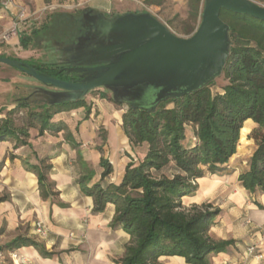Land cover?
Wrapping results in <instances>:
<instances>
[{
	"label": "trees",
	"instance_id": "16d2710c",
	"mask_svg": "<svg viewBox=\"0 0 264 264\" xmlns=\"http://www.w3.org/2000/svg\"><path fill=\"white\" fill-rule=\"evenodd\" d=\"M203 2L188 0L189 15L195 21L201 18ZM219 17L228 28L230 40L221 70L227 82L220 91L213 92V81H209L194 91L160 102L153 111L117 102L123 109L121 129L131 148L144 147L143 156L126 165L118 183L105 181L113 166L103 155L102 144L96 147L101 154L100 177L91 182L94 170L79 150L81 143L64 122L52 119L58 112L79 107L85 109L83 119L88 118L90 108L83 98L37 107L20 102L0 117V140L13 139L15 147L27 144L31 128H37L38 135L64 131L65 141L76 150L74 164L80 191L92 198L94 212H102L108 203L112 204L111 226L122 228L130 236L116 264H160L158 258L163 255L181 256L188 264H210V254L223 252L233 244L234 240H214L209 234L219 208L210 202L185 206L182 200L195 193L197 179L224 171L239 146L247 142L253 145V151L238 181L250 193L264 192V20L227 8H220ZM48 22L46 19L29 35L22 36L21 45L27 47L33 36L46 33ZM66 28L65 34H75L79 24L71 21ZM23 62L41 74L77 81L63 66ZM100 95L105 98L104 93ZM21 109L26 112L19 115ZM188 125L193 127L195 140L186 144ZM26 166L37 176L41 197L56 194L48 180L51 165L46 158ZM5 199V195L0 196V201ZM26 244L43 256L52 254L41 243L22 236L6 243L2 250Z\"/></svg>",
	"mask_w": 264,
	"mask_h": 264
},
{
	"label": "crops",
	"instance_id": "0c3cea01",
	"mask_svg": "<svg viewBox=\"0 0 264 264\" xmlns=\"http://www.w3.org/2000/svg\"><path fill=\"white\" fill-rule=\"evenodd\" d=\"M21 1L31 15L45 6L59 5L60 0ZM70 1L74 0H63L65 5H70ZM73 6L80 8L73 13H52L49 16V28L46 30L49 33H39L30 40V45L39 41L42 47L43 42L48 41L64 48V53H53L54 60L46 63L60 66L73 63L75 67L83 64L95 65L99 57L95 53L102 47V43L107 42L108 45L113 40V35H104L101 32L105 24L114 23L128 15L141 16L150 14V11L157 14L161 7L160 4L150 3L147 10L128 9V12L114 15L113 12L118 10L116 0H76ZM71 21L79 24V31L67 35V23ZM7 23L6 20L0 21V27ZM53 27L57 28L59 33L52 37L50 32ZM26 35L27 32H23L15 38L11 37L6 44L21 45L20 38ZM13 58L37 62L31 57ZM16 70L14 72H21L18 74H26ZM101 71V68L96 67L89 72L93 74L90 78L76 82L89 80ZM13 85L7 76H0V117H4L20 102L37 107L44 103L80 99L86 94L73 95L52 85H38L32 82H26L22 91L16 92ZM92 100L99 111L96 117L89 114L88 118L83 119L85 109L79 107L58 112L52 119L55 122H64L75 139L81 143L79 150L94 170L91 182L100 177L101 154L96 147L102 144V153L113 166V172L105 181L118 183L126 165L143 156L144 147L131 148L121 129L123 111L120 106H115L105 98ZM25 112V109H21L19 115ZM97 120H101L104 125V141L97 136ZM192 131L193 127L188 125L186 144L195 140ZM252 151L253 148L249 157ZM75 157L76 150L65 141L64 131H45L38 135V129L31 128L27 144L16 147L13 139L0 140V196H6L5 200L0 201V249L15 237L22 236L41 243L52 253L50 256H43L29 244L14 249L30 264H116V260L124 255L130 236L122 228L111 226L114 213L112 204L108 203L102 212L92 210V198L83 194L76 183L78 171L74 164ZM42 158H46L47 163L51 165L48 180L56 192L47 198L41 197L37 176L26 166L37 165ZM246 168L247 165L236 168L231 173L205 174L197 179L196 193L183 197L185 206L210 202L219 208L220 212L209 234L214 240H234L225 251L210 254V264H264V255L256 257L262 253L264 247L261 236L264 232V192L250 193L240 185L238 175ZM37 220L47 227V236L44 239H38L33 233V225ZM253 246L254 250L250 252L249 248ZM5 258H8L7 254ZM158 261L160 264H188L183 257L176 255H163Z\"/></svg>",
	"mask_w": 264,
	"mask_h": 264
},
{
	"label": "rangeland",
	"instance_id": "374dc122",
	"mask_svg": "<svg viewBox=\"0 0 264 264\" xmlns=\"http://www.w3.org/2000/svg\"><path fill=\"white\" fill-rule=\"evenodd\" d=\"M16 1L26 9L25 4L21 0ZM75 1L76 0L73 2L70 1V5H65L66 2L60 0L58 2L59 5L45 6L39 9L35 14L30 15V12H27L29 15V21H32L33 25L25 32L29 35L33 27H38L43 21L46 19L48 20L52 13L58 11H68L73 13L78 11L80 6H73L75 5ZM252 1L260 6H264V0ZM150 3L161 5L157 14L151 13V11L150 14L147 13V15H150V19L147 16L146 19L129 17L118 21L112 26L107 25L101 30L104 35H113V40L108 45L107 42L102 43V47L95 53L99 56L96 59L97 63L95 65L83 64L79 67H75V64L67 63L63 66V68H66L65 72L70 74V76L74 75L77 80L90 78V76L93 75L92 73H89L91 70L109 64L114 60L117 54H120L123 50L132 48L141 42L157 41L158 39L162 40L164 38H170L172 35L188 37L193 33L199 23V18L195 21L189 15L188 0H116L118 10H115L113 14H123L128 12V9L147 10L149 9ZM3 20H6L8 23L7 25L0 27V54H5L4 56L9 58L16 56L23 58L31 57L37 62H47L54 60L53 53H58L59 51L64 53V48H62V46L56 45L55 42L52 44V42L50 43L48 41L43 42L42 47L39 45V41L34 45L28 44L26 49H23L21 45L9 46L6 44V41H9L11 37L15 38L18 34H13L12 32L14 27L13 16L9 11L0 6V21ZM192 28L193 31L189 32ZM47 33H49V31ZM50 33H52V37L53 35L57 36L59 30L57 28L52 29ZM40 39L41 38H39V40ZM229 46L230 40L227 33L224 43L217 50L206 54L202 60H196L188 66L177 65L170 67L165 73L158 75L157 77H142L130 84H113L112 86L97 87L86 92L83 99L90 108V114H94V117H96L99 111L97 106L94 105L92 99L101 98L100 94L102 93L105 94V99L110 100L115 106L118 105L117 102H124L128 105H134L153 111L160 102L169 98H176L182 92L204 85L209 81H213L211 87L213 92L220 91L227 81L221 73L220 67L215 66V61L225 56L226 52L229 51ZM154 63L155 62H153V64H147L143 69H139L138 71L155 70L156 65ZM77 68L82 69V71ZM67 69L69 70L67 71ZM14 71H17L16 68L0 63V76H7L8 81L12 84L14 83L13 86L16 92L22 91L26 82H32L38 85H49L31 76L18 74L21 72L17 73ZM132 72H134L133 67L126 68L123 70L122 74H120V77L131 74ZM67 91L73 93V95H82L81 91ZM2 98L4 97L2 96ZM159 98L164 99L159 100ZM120 109L123 111L122 107ZM83 113H85V111ZM95 127L97 136L99 138L105 137L104 125L101 123V120H97ZM252 148L253 145L249 142L240 145L237 153L230 160L227 168L222 172L231 173V171L236 170V168H243L246 166ZM5 262L6 264H12L9 257L5 258Z\"/></svg>",
	"mask_w": 264,
	"mask_h": 264
},
{
	"label": "water",
	"instance_id": "95a60500",
	"mask_svg": "<svg viewBox=\"0 0 264 264\" xmlns=\"http://www.w3.org/2000/svg\"><path fill=\"white\" fill-rule=\"evenodd\" d=\"M220 8H227L237 13H245L264 20V6L258 5L252 0H204L201 18L190 36L180 37L172 35L170 38L162 40L141 42L117 54L113 62L100 67L102 71L96 76L81 82L63 80L41 74L34 67L19 59L0 56V63L14 67L54 87L64 90L81 91L82 95L97 87L112 86L113 84H130L142 77H157L165 73L170 67L177 65L188 66L196 60H202L209 52L217 50L224 43L228 33L226 24L219 17ZM146 16L149 19L151 18L149 14L141 16L128 15L118 19L114 23L105 24V27L107 25L112 26L118 21L129 17L146 19ZM228 52H226L224 57L215 61V66H219L221 70ZM153 62L156 65L155 70L138 71L139 69H143L147 64H153ZM130 67H133L134 72L120 77L123 70ZM201 86L184 91L177 97L194 91ZM164 98H159V100Z\"/></svg>",
	"mask_w": 264,
	"mask_h": 264
},
{
	"label": "built area",
	"instance_id": "2783aa9c",
	"mask_svg": "<svg viewBox=\"0 0 264 264\" xmlns=\"http://www.w3.org/2000/svg\"><path fill=\"white\" fill-rule=\"evenodd\" d=\"M0 6L9 11L13 16V34L23 33L33 25L32 21H29V15L27 14L26 9L17 3L16 0H0ZM33 226V233L38 239H44L47 236V227L42 221H35ZM261 236L262 240H264V232ZM249 250L252 252L254 250V246L250 247ZM5 254H7V256L11 259L12 264H30L29 261L25 257L19 255L16 250L6 251L2 249H0V264L5 263ZM262 255H264V247L262 253L258 254L256 257H261Z\"/></svg>",
	"mask_w": 264,
	"mask_h": 264
}]
</instances>
